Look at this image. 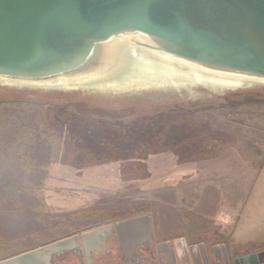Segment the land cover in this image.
I'll return each mask as SVG.
<instances>
[{"label": "rangeland", "instance_id": "374dc122", "mask_svg": "<svg viewBox=\"0 0 264 264\" xmlns=\"http://www.w3.org/2000/svg\"><path fill=\"white\" fill-rule=\"evenodd\" d=\"M181 89L184 91L177 89L164 96L195 99L205 95L200 89ZM19 91L0 86V258L142 213L153 217L163 236L186 234L195 238L206 230L207 234L222 232V236L236 232L240 214L243 212V217L247 212V160H255L258 170L259 164L264 167L256 157L261 150L264 159V145L257 141L264 139V133L251 132L259 130L253 125L247 128L252 121L249 111H264V102L247 104L243 95L231 92L230 98L220 95L191 102L147 104L142 101L155 103L158 97L153 93L140 98L144 95L140 92L122 98L126 102L95 104L69 98L51 100ZM251 94L255 101H264L263 93ZM230 99L236 100L234 106L228 105ZM194 102L203 108L194 109ZM168 111H178L172 112V120L178 121L166 128L167 142L179 141L196 125L208 127L215 134L202 142L203 153L198 159L185 162H179L170 151L149 154L152 151L146 146L153 149L148 144L153 138L145 134L133 139L134 144L139 143L137 147L127 142L133 137L122 138L119 152L145 155L144 159H135L148 170L144 178H132L130 159L121 162L94 158L97 150L91 148L92 143H78L74 138L81 129L70 117L72 112L88 120L126 125L139 115H168ZM148 129L153 131L151 126ZM153 136L159 142L165 139L152 133ZM74 139L84 147L74 151ZM87 152L92 154L93 162ZM231 207L236 210L234 218L225 213ZM121 209L125 215L113 218ZM236 251L245 253L247 246L236 245ZM49 252L53 255L58 250L56 246L49 248L44 255ZM79 258L82 264V254Z\"/></svg>", "mask_w": 264, "mask_h": 264}, {"label": "water", "instance_id": "95a60500", "mask_svg": "<svg viewBox=\"0 0 264 264\" xmlns=\"http://www.w3.org/2000/svg\"><path fill=\"white\" fill-rule=\"evenodd\" d=\"M0 86L95 104L126 102L122 98L140 92V98L158 97L142 101L147 104L264 94V0H0ZM191 87L205 95L164 96ZM103 228L127 258L128 249L152 233V218L142 213L118 220L0 264H37L41 252L74 238L81 254L79 239ZM157 248L173 264L175 256L209 264V252L228 261L222 243L188 246L182 236Z\"/></svg>", "mask_w": 264, "mask_h": 264}, {"label": "trees", "instance_id": "16d2710c", "mask_svg": "<svg viewBox=\"0 0 264 264\" xmlns=\"http://www.w3.org/2000/svg\"><path fill=\"white\" fill-rule=\"evenodd\" d=\"M234 94V93H232ZM231 93L226 98H230L232 96ZM240 95H243L245 97V102L247 104H253L256 102H259L260 104L263 103L264 101H255L253 96L254 94H247V93H238ZM231 101L229 102L228 105L234 106L236 100L230 99ZM232 102V103H231ZM197 102H194L191 104L194 109L200 110L202 109L201 106H199ZM234 104V105H233ZM198 106V107H197ZM169 114L165 115L164 113L158 114L153 117H148V115H139V117L131 122L130 124H121L119 122L115 121H108V120H88L84 119L80 116H78L75 113H70V117L73 121V123L78 124L79 128L81 129L80 132L76 134L74 138L77 139V142H88L92 143L91 148H94L97 150L95 157L94 158H103L108 161H117L121 160H128L130 159L129 164H133V173H132V178H144V176L147 173V168L144 163H141L139 161H136L135 159H144V156H139L138 153H134L131 151H128V154H124L122 152H119L118 150L121 147V139L122 138H128V137H133L131 138V141L129 145L131 147H137L139 145L138 142L135 144L133 143V139L139 137L142 134H145L146 137L153 138V142H148V144H152L153 149H150L147 147L148 151H152L149 154H153L156 152L160 151H170L174 153L178 158L179 162H185L189 158H194L198 159L200 154L203 153L202 149V142L206 140L208 137H211L212 135L215 134V132H210V129L208 127H203V126H198L196 125L195 127L193 126V129L191 131H187L184 134H182L179 138V141H174V142H167L168 141V129H166L168 126H170L173 123H176L178 119L176 118L175 120H172V112H178V111H168ZM189 114H191V111H185ZM176 115H178L176 113ZM169 120L171 121L169 123ZM169 123V124H168ZM89 126H92L91 128ZM148 126L153 128V131H149ZM151 132V133H150ZM152 133L155 135H160L161 137L165 138L162 140V142H159L158 137H151ZM190 134V135H189ZM189 135V136H188ZM148 139V138H147ZM185 139V140H183ZM72 143L75 145V150L76 147L77 149H81L82 147H79L77 143L72 141ZM124 148V147H122ZM87 155L91 156L90 157V162L92 161V154L90 152L86 153ZM198 157V158H197ZM136 165V166H135ZM141 174V175H140ZM123 177V176H122ZM125 178V177H123ZM124 210H120L119 214H114L113 218H118L122 217L125 215L123 213ZM264 256H262L263 259Z\"/></svg>", "mask_w": 264, "mask_h": 264}, {"label": "crops", "instance_id": "0c3cea01", "mask_svg": "<svg viewBox=\"0 0 264 264\" xmlns=\"http://www.w3.org/2000/svg\"><path fill=\"white\" fill-rule=\"evenodd\" d=\"M249 113H252V115L249 117L251 118L252 121L249 124H247L248 125L247 128L253 125L255 128H259V130L257 131L255 130L251 132L258 133V134L264 133V111H249ZM255 121H259L260 123H257ZM257 141H259V144L261 146L264 145V139L257 140ZM256 157H257V160H262L264 163V159H262L263 153L261 152V150L257 152ZM257 165L258 164L255 162V160H251L250 158H248L247 160V212H246L247 222H245L246 213L243 217H241V215H243V212H242L240 214L239 220L237 221L235 225L236 232L234 233V235H229V236L223 235L222 236L221 235L222 232L221 233L214 232V231L210 232L211 235H215L216 237L222 238L221 243L225 245L226 252H227L228 261L225 260L226 264H264V257L263 259L261 257L262 254L264 253V167L261 164H259L260 167L258 170ZM225 213H227V215H230V217L234 218L236 215V210L234 207L227 208L225 210ZM224 227L225 226H223V228ZM92 230H95V229H89L83 232H90ZM103 230H105V228L100 229V232L97 234H93V235L86 237L84 242L82 238H80L79 239L80 248L84 249L83 247V243H84L86 250H94L96 246H93V245H96L99 240H103L101 237ZM237 230H238V233H237ZM204 232H203V236L208 233L207 230ZM110 234H112V232H110ZM176 236L184 237L186 236V234H180ZM241 244H245V246H247V251L245 253L239 254L238 251L235 252V249H236V245H241ZM250 245H260V247L254 248ZM74 246H77V239L75 238L69 243H66L63 246L57 247L56 250L58 251L60 249L68 250L70 247H74ZM44 252L45 251L37 255L36 261H39L40 258L41 259L43 258ZM37 264L39 263L37 262ZM87 264H91L90 261H88Z\"/></svg>", "mask_w": 264, "mask_h": 264}, {"label": "flooded vegetation", "instance_id": "af4514ba", "mask_svg": "<svg viewBox=\"0 0 264 264\" xmlns=\"http://www.w3.org/2000/svg\"><path fill=\"white\" fill-rule=\"evenodd\" d=\"M129 217H132V215L119 218L117 220L115 219V221L123 220ZM151 218L152 233L150 235H144L142 238L143 240H141L139 244L133 246L131 249H128L126 254L127 258L121 252L118 239L115 237L114 234H110L109 229L106 228L101 234L103 240H99L96 245H93L96 246L94 250H87V253L86 251L81 252L83 257L82 264H87L88 258L91 264H173L171 259L168 258L162 251H160L157 246L161 242L173 240L174 238H177L179 236L168 237L160 235L157 231L156 223H154L153 217ZM93 228L91 227L89 229ZM184 237L188 246L191 244H198L201 241H204L207 247H209L211 244L214 243L221 244L222 241V238L216 237L215 235H211V233H209V235L205 234L204 236L200 235L195 238L193 236L187 235ZM68 250H61L53 255L49 252L44 255L42 259L40 258V260L37 262L39 264H48L49 261V264H79L80 254L78 252L77 246L70 247ZM11 256L0 258V260ZM208 257L209 264H226V261L223 256L216 259L209 252ZM175 263L187 264L184 256H182L181 259L175 256ZM202 264H204L203 261Z\"/></svg>", "mask_w": 264, "mask_h": 264}]
</instances>
